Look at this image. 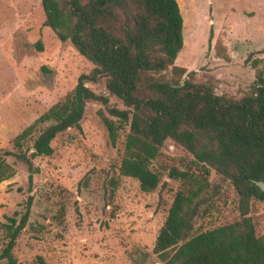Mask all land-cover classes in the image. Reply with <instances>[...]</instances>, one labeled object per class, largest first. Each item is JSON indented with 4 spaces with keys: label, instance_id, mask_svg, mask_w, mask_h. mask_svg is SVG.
<instances>
[{
    "label": "rangeland",
    "instance_id": "374dc122",
    "mask_svg": "<svg viewBox=\"0 0 264 264\" xmlns=\"http://www.w3.org/2000/svg\"><path fill=\"white\" fill-rule=\"evenodd\" d=\"M176 2L182 47L174 64L185 67L182 78L210 84L215 94L232 99L250 93L256 74L264 72V0ZM43 19L40 0H0V156L12 149L16 133L91 68L68 41H59L43 25ZM85 85L105 96L106 104L88 100L79 128L56 134L51 154L31 160L38 171L29 188L25 165L4 156L14 172L0 182V223L22 209L28 194L32 196L13 256L17 264H36V256L44 264H162L152 246L179 187L178 179L167 172L174 167L194 174L198 168L193 156L166 138L150 162L159 182L151 191L140 190L137 180L117 171L123 132L111 144L98 113L115 120L108 108L125 106L107 92L103 77ZM47 123H37L31 137ZM207 181L209 203L194 218L193 232L239 218L228 179L208 167ZM248 215L255 234H264V200L251 198ZM3 240L0 227V245Z\"/></svg>",
    "mask_w": 264,
    "mask_h": 264
},
{
    "label": "trees",
    "instance_id": "16d2710c",
    "mask_svg": "<svg viewBox=\"0 0 264 264\" xmlns=\"http://www.w3.org/2000/svg\"><path fill=\"white\" fill-rule=\"evenodd\" d=\"M40 5L43 25L59 41H68L91 68L14 135L12 149L0 156V182L14 172L4 159L10 155L25 165L29 188L38 171L31 160L51 154L56 134L79 128L88 100L106 104L105 96L85 85L103 77L107 92L125 106L108 108L115 120L98 112L111 144L123 132L120 175L137 180L142 191L153 190L160 178L150 162L166 138L190 152L198 168L194 174L174 167L167 172L178 179L179 187L152 246L162 264H264V234H255L248 215L251 198L264 200V192L253 183L264 181V72L258 71L251 92L238 99L215 94L210 84L182 78L185 67L174 64L182 47L176 0H40ZM43 122L48 123L31 137L35 125ZM208 167L228 179L239 218L193 232L194 218L210 199ZM31 202L28 194L22 209L0 223L4 264H17L13 248L28 221ZM35 260L44 264L40 256Z\"/></svg>",
    "mask_w": 264,
    "mask_h": 264
},
{
    "label": "water",
    "instance_id": "95a60500",
    "mask_svg": "<svg viewBox=\"0 0 264 264\" xmlns=\"http://www.w3.org/2000/svg\"><path fill=\"white\" fill-rule=\"evenodd\" d=\"M253 183L262 191L264 192V181L262 180H253Z\"/></svg>",
    "mask_w": 264,
    "mask_h": 264
}]
</instances>
